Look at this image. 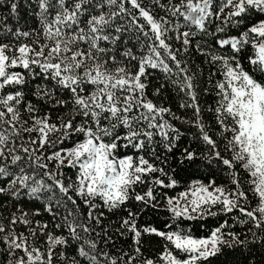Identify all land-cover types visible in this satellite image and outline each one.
<instances>
[{
  "label": "snow or ice",
  "instance_id": "1",
  "mask_svg": "<svg viewBox=\"0 0 264 264\" xmlns=\"http://www.w3.org/2000/svg\"><path fill=\"white\" fill-rule=\"evenodd\" d=\"M6 3L18 22L20 0ZM25 3L36 26L0 18V264H215L264 249V0ZM193 52L210 67L211 123ZM151 70L164 82L149 95ZM168 86L190 116L164 103ZM175 121L189 126L182 149ZM177 169L207 176L181 184ZM105 210L126 212L114 233ZM147 211L168 216L140 224ZM144 237L159 238L147 254Z\"/></svg>",
  "mask_w": 264,
  "mask_h": 264
},
{
  "label": "trees",
  "instance_id": "2",
  "mask_svg": "<svg viewBox=\"0 0 264 264\" xmlns=\"http://www.w3.org/2000/svg\"><path fill=\"white\" fill-rule=\"evenodd\" d=\"M10 12V7L6 3V0H0V18L4 16H8L9 19L7 21L9 26H16L18 23V26L22 28H29V27H34L37 25V21L35 17L30 15V10L27 8V5L25 3V0H20V12L19 16L20 19L17 22L15 18H12L9 15ZM208 40H211V37L207 38ZM191 59V68L196 71L197 76H198V95L200 96L202 107L205 108V120L208 123L212 122L213 115L212 113L207 111V108L209 105L213 103L214 100V93L212 94H205L203 92L204 88H210L211 85L207 83L208 81V74L210 71L209 65L204 61V58L200 56L199 53L193 52V54L190 57ZM152 71V76H150V81H151V86L148 89L149 95H151V92L154 87L159 86L160 83L164 82V77L163 74L160 73L159 71L156 70H151ZM182 95V94H181ZM181 95H177L176 91H174L171 86L166 87V89L163 92V96L166 97L164 100V103L171 107L174 112H176L177 115L185 114L186 110L180 109L179 104L181 103ZM186 114L188 116L191 115V110H187ZM175 124L177 127L181 128V131L185 133L184 136L181 137V140L179 142L180 148L182 149L185 145L188 144L191 135L190 132L186 131L188 129V125H182L180 121H175ZM194 131V129H193ZM193 147H196V144L193 143ZM179 151L180 149H177L175 152V155L172 156L170 155V159L168 162V165L166 167H169V171L171 173V168L176 167L177 163V157L179 156ZM178 175L176 178L180 180L181 184H184L187 181H190L191 179H205L207 176V173L204 170H201V173H190L186 171H180L177 169ZM224 179V174L223 173H218L217 174V181L221 182ZM180 189H177V191ZM162 191L158 189V192ZM169 194H172L171 190H169ZM127 207L132 208L133 210H136L138 208V205H136L135 201H132L127 205ZM126 215V212L123 210H117L115 213H108L105 210V225L111 224L112 227L109 228L110 232H115V226L116 222L119 221L121 217ZM168 213L165 211H160L158 213H153L152 211H147L143 213L138 222L140 224H143L145 221H149L155 224L157 227H161L164 220L167 218ZM42 219H47L46 216L42 217ZM187 224H190L193 228L194 231H196L197 234H200L201 229H199L198 224L196 221H191V222H186ZM209 225L215 226V218H209L208 222ZM237 229H239L241 226L236 225L235 226ZM114 241L116 244V248L124 247L127 248V245L130 243V239L128 237H121L118 234L114 235ZM158 240L159 238L156 237H144V247L146 249V254L147 252H151L154 249L158 247ZM116 248H113L112 251L115 252ZM249 261H254L255 264H264V249H260L259 247L253 248L251 251H244L243 253L237 251V252H232L229 255L222 256L218 260L215 261V264H249Z\"/></svg>",
  "mask_w": 264,
  "mask_h": 264
}]
</instances>
